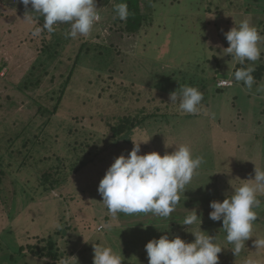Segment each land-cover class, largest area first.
<instances>
[{"label": "rangeland", "instance_id": "1", "mask_svg": "<svg viewBox=\"0 0 264 264\" xmlns=\"http://www.w3.org/2000/svg\"><path fill=\"white\" fill-rule=\"evenodd\" d=\"M211 1L158 3L155 7L157 16L152 18L155 22L153 30L140 42L131 41L126 35L116 36L117 28L113 25L116 14L112 3L105 7L100 2L96 6L100 18L88 35L66 38L65 33L70 30L68 24L56 25L53 33L45 30L38 37L32 36L34 28L42 26L44 21L34 18L30 13L31 6L25 8L19 0L0 1V67L4 66L0 71V264H40L43 259H35L20 248L35 245L36 237L48 239L57 225L66 233L72 216L81 222L72 223L67 232L76 233L72 236L71 245L55 239L53 252L56 258L47 255L44 264H58L66 254L76 256L78 264H93V242L103 243L121 254L124 257L122 264H148L145 245L150 240L165 234L170 239L174 238L181 226L185 231V226L173 215L183 219V214L189 215L195 208L198 215L209 219L211 201L222 202L235 188L247 182L245 180L254 178L255 166L264 170V91H257V88H264V80L254 84L251 90L242 82L218 86L217 80L219 75L228 76L229 71L239 65L231 56L222 55L223 49L229 46L224 33L246 17L264 36V0H223L226 13L219 16L215 15L219 11L215 6L219 2L214 1L211 11L214 14L213 31L205 35L203 26L199 32L195 31L198 26L193 24V17L199 16L195 15L197 8H208ZM249 7L255 11L246 12ZM26 13L33 17L31 22L24 20ZM260 47L259 60H263L264 41ZM78 52L81 54L80 63L57 114L43 117L37 113V101L39 105L46 104L49 110L53 109L58 93L53 95L51 92H59ZM123 53L124 59L133 57L137 60L133 62V73L129 67L123 68ZM206 58L209 63L205 62ZM258 61L259 65H254L256 68L264 63ZM31 72L39 73L31 76ZM86 75L95 77L97 83H88ZM172 77L173 85L184 80L188 86L198 90L202 89L206 79L212 81H206L210 105L202 109L197 118L172 117L174 122L171 121L169 126L150 123L147 132L138 131L131 140L150 138L141 144L139 154L156 151L164 155L165 152H173L176 145L187 144L193 156H202L204 162L185 193L180 194V202L169 218L149 213L127 215L125 219L122 213L123 219L114 217L110 221V227L118 228L119 235L110 241L112 231L107 223L105 225L102 214L107 209L101 203L102 197L97 189L115 158L121 154L127 156L133 146L109 147L107 130L124 116L153 115L157 108H162L160 101L168 98L158 96V92H154L156 89L152 90L153 94H147L143 92L145 87L139 84L135 86L143 89L130 94L127 99L117 93L123 83L128 84L131 80L144 83L149 88L155 83L160 90L169 92ZM38 78L41 79L39 86L32 88L26 84L27 80L32 79L35 83ZM177 86L174 87L179 88ZM213 87L224 89L215 93ZM111 95L113 99L110 100L117 105L113 107L106 103L107 107L104 106L98 114L97 107L103 106L100 101H108ZM25 125L28 127L24 132ZM35 142H41V146L30 154ZM25 155L30 162L26 166L27 171L23 169L20 172L18 165ZM56 157L66 163L67 171L63 176L67 178V186H48L42 179L44 172L60 166ZM8 163H11L9 167ZM220 190L226 193L222 194ZM222 195V200L216 198ZM258 198L262 208L257 211L254 237L245 242V248L238 256L228 249L232 245L226 241L222 221L209 219L208 225L202 221L201 230L216 237V242L225 248L219 254V264H246L250 259L255 264H264V249L257 250L253 245L255 237L264 238V194H258ZM91 215L99 218L93 220ZM126 222L141 224L139 227L124 226L128 225ZM177 227L178 232L174 231ZM153 228H156L155 232H152ZM158 229H161L159 236ZM189 230L197 231L199 225H193ZM185 235L187 240L184 233L181 238L186 242L194 241L190 232L185 231Z\"/></svg>", "mask_w": 264, "mask_h": 264}, {"label": "clouds", "instance_id": "2", "mask_svg": "<svg viewBox=\"0 0 264 264\" xmlns=\"http://www.w3.org/2000/svg\"><path fill=\"white\" fill-rule=\"evenodd\" d=\"M25 8L31 6L30 13L37 19L43 18V25L35 27L32 36L38 37L43 31L53 33L56 25L68 24L70 30L66 38H76L78 35H88L99 20L96 0H19ZM115 17L125 21L129 16L128 5L125 2L114 6ZM25 15V21L31 22L33 17ZM229 46L223 49L222 55L242 65L234 72L228 73V78H217L218 86H231L234 82L241 83L251 90L255 78V62L261 57L260 43L264 36L260 31L244 19L235 23L224 33ZM179 90L169 93L171 105L181 114L198 115L202 111L204 94L193 86H179ZM264 91V88H257ZM207 114V113H205ZM149 139L131 140L133 148L127 156L121 154L106 170L98 185V193L102 204L108 213L115 217L118 213L125 215L152 214L160 218H169L180 202V194L185 193L198 170L204 162L202 156H193L192 149L187 144L176 145L173 152L161 155L153 151L147 154L141 152V144ZM175 145V144H174ZM171 146V145H170ZM167 147V146H166ZM254 178L247 179L235 188L231 195L220 202H210L209 219L222 221V229L226 232V241L238 256L245 248V242L253 236L254 222L258 219L256 209L262 207L258 194H264V170L254 168ZM185 231L194 236L193 242H186L180 236L169 238L167 234L158 239L153 238L145 245L148 264H219V254L225 248L216 242V237L201 230L202 218L196 209L186 215ZM199 225V230L190 231L193 225ZM57 227H61L57 225ZM207 233V234H205ZM87 242V241H85ZM253 245L257 250L264 249V238L255 237ZM93 264H122L124 257L103 243L93 242ZM47 257L41 260L44 264ZM58 264H78L76 256L67 254ZM246 264H255L248 260Z\"/></svg>", "mask_w": 264, "mask_h": 264}, {"label": "trees", "instance_id": "3", "mask_svg": "<svg viewBox=\"0 0 264 264\" xmlns=\"http://www.w3.org/2000/svg\"><path fill=\"white\" fill-rule=\"evenodd\" d=\"M0 1H4V0H0ZM178 1L179 0H96V2H98V3H96V6L100 2L105 7L109 6L112 3L113 4L112 5L113 6V11H114V6L116 4L121 3V2L127 3L128 10H129V16L127 17V19L125 21H121L118 18H114L113 25L116 26V28H117L116 36L117 35H120V36L126 35L127 37H129V39H131V41L140 42L143 39V37H145L148 34L149 31L153 30V25H154L155 22H154V20H152V18L157 16V14H155L156 5L158 3L172 4V3L178 2ZM214 1H216V0H212L208 4L209 5L208 8H205L203 10H200V9L197 8L198 11H197V13H195V15H199V16L202 15L203 17H199V16L193 17V24L198 26V27H196L197 28L195 30L196 32H199L200 26H203L205 35H206V33L208 34V32H211V34H212V31H213L212 30V19H213V15L214 14H212L211 11H212V6L215 5ZM218 2H219V5L217 4L215 7L219 11H217V13L215 15L219 16L220 13H221V15H223V13H226V9H224V7H223V5H226V4H223V0H218ZM250 4L251 3H249V6H250ZM249 10L255 11L254 9H250V7H249V9H247L246 12L249 11ZM200 12H202V13H200ZM100 13L102 14L103 12L101 11ZM114 13H115V11H114ZM32 14H33L34 18H37L36 14H34V13H32ZM191 14L193 16V13H191ZM164 17H166V16H164ZM39 19H41V21H43L42 17H39ZM244 19H246V17ZM192 29H194V28H192ZM215 37H216V42H218L217 36H215ZM118 43L119 42H116L115 44L118 45ZM81 49L82 48H80V52L82 51ZM115 49L119 52V50L117 48H115ZM212 49H213V47H212ZM80 52H78V54H76V59H75V63L73 64V68L69 71V73L66 76V78L64 79V81L63 82L61 81L62 83L60 82L61 85H60L59 92H56L55 90H52V92H51V94H53V95L58 93V96L55 99L56 102H55V106L53 107V109L49 110L46 107V104L45 105H39V101H37V104L39 106V108L37 110L38 114L42 115L43 117H48V118L52 117L55 114H57V112L59 110L58 106L61 105V103H62L61 102L62 97L65 95L66 90L71 85L72 76L75 73V70H76L77 66L79 65V63H80L79 62L80 61V57H81ZM216 53H218V52H216ZM101 56H103V53L101 54ZM135 60L136 59L133 58V57L131 59H129V60L124 59V53H123V68H126V66H127V68L129 67L128 70L133 73V62ZM126 61L128 63H126ZM263 61H264V59L263 60H259L258 62L259 63L260 62L263 63ZM205 62L209 63L207 58L205 59ZM93 63H95V61ZM91 64H90V66L93 65V64L92 65ZM255 65L257 66L259 64H257V62H255ZM256 66H255V71L252 73V75L255 78V83L254 84L259 83V82L264 80V63L262 65V67H257L256 68ZM42 67H44V66H42ZM42 67H39V69L40 70L44 69ZM240 67H242V66L238 65V66L234 67L232 69L233 70L232 72H234L237 68H240ZM3 68H4V66L0 67V71ZM38 73L39 72H31V74H29V75L35 76ZM216 73H218V71ZM45 74L46 73L44 72V75ZM26 77H27V75L25 76V78ZM173 77L171 78L172 80L170 79L171 81L169 80L170 81V83H169V86H170L169 87V89H170L169 92L160 90V86L158 87V85L155 84V83H154L153 86H150L151 88H149L144 83L142 85L141 83L135 82L134 80H131V79H130L131 80L130 83H128V84H124L123 83V86H120V87H122V89L118 91L117 95H121V96L123 95V99H127V97L130 94H133L135 92L141 91L143 89V88L135 86V84H139V85L145 87L143 92H146L147 94H153L152 90L156 89L154 92H158V96H161V98H163V99H164L165 96H167L168 98L166 100L164 99V100L160 101L162 103L161 104L162 108H157L156 109V113H154L153 115H147L146 113H143L141 116H136V117L124 116L123 118L117 119L118 122H116L114 124H111L110 125L111 129L107 130V132L110 134L109 139L107 140L109 142V144H108L109 147H111V148L112 147H117V146L119 147L122 144H124V145L128 144L130 146H133V143L131 142L133 134L138 132V131L142 132L144 134L145 132H147V129H148L147 127L150 125V123L151 124L152 123H156V124L161 123L162 125L166 124L165 126H169V123L174 120L172 117H174V118H181V117H183V118H197L198 116H200V114H198V115L181 114L180 112H178L176 110V106H173V105L169 104L170 103V101H169V93L172 92V91L179 90L178 88H176L174 86L178 85L177 87H179V86L187 85V82L184 81V80H181L179 83L173 85L172 84L173 83ZM59 78H61V76H59ZM206 78H208V77H206ZM51 80H54V78H52ZM85 80H87L88 83H90V84L97 83L95 77L89 78L86 75L85 76ZM148 80H149V77L146 78V81H148ZM36 81L37 82L33 83L32 79L31 80H27L26 84L28 83V85L32 86V88L33 87H37V86H39V83H40L41 79L38 78ZM165 81H167V80H165ZM206 81H207V79H206ZM206 81L204 83H202L204 85H203L202 89L199 90V91H201L204 94V99L206 100V101H204V99H203V101H202L204 103V107H203V104H202V109H204V108H206L207 106L210 105L209 104V100H208V98L210 96V92L208 91L207 82H211L212 83V81H209V80L207 82ZM213 83H214V86H215V82H213ZM191 85H193V83ZM22 87H23V85H22ZM136 87H137V89H135ZM25 88H28V86L26 85ZM222 89H224V88L220 89V88H217V87H213V90L215 91V93H219L220 90H222ZM107 93L109 94L110 91H108ZM152 97H153V95H152ZM111 98L113 99V95H111L110 98H108V101L106 99H104V101H100L99 100V96L97 97V99L103 105V106L97 107V110H99L98 114L104 109V106H106L105 105L106 103L110 104V106H113V107H115L117 105V103L115 101L112 102L110 100ZM153 98L155 99V97H153ZM143 111L144 110H142L141 112H143ZM27 127L28 126L25 125L22 130L25 132L27 130ZM149 129H150V127H149ZM167 129H170V127H168ZM100 131L101 132L103 131V129L101 127H100ZM169 134H170V132H169ZM155 135H157V134H155ZM157 140L159 141L158 137H157ZM130 143H132V145ZM39 146H41V142L33 143L32 148L30 149L29 153L31 154V153L36 152V150L39 148ZM26 155L24 156L25 159L22 162H20L19 165H18V167H20V169H21L20 172H22L23 169H24V172L27 171V167L26 166L28 165V161L30 162V160L26 159L27 158ZM11 156L12 155H10L9 157L11 158ZM45 159L47 160L48 158H45ZM56 159H58V162H59L58 164L60 166H53L51 168V171L44 172L42 174V179H43V181L45 183L48 184V186H60V187L67 186V184H68L67 178L65 176H63L64 172L67 171L66 163L64 161H62L61 158L56 157ZM48 160H50V159H48ZM0 162H1V158H0ZM10 165H11V163H8V167ZM84 166L85 165H83V167ZM71 170H70V172H71ZM220 187H221V189L224 188V186H220ZM220 192L222 194L226 193L225 190H220ZM216 198H219L218 200H222L223 199V195L222 196H218ZM261 208H259V209H261ZM259 209H256V211H259ZM93 211H95V210H93ZM102 214H104L105 225L107 223V226L110 227V225H111L110 223H112L110 221L114 217L108 213V210L103 211ZM262 214L264 215V209H262ZM91 216H92L93 220H96V219L99 218V217H96V216H93V215H91ZM173 216H174L175 219L176 218L178 219L177 221L182 223L183 219H184V217L186 215H184V214L182 215L183 219L180 218L177 215H173ZM199 216H201L202 221H204L208 225L209 219L206 218L205 215H200L199 214ZM115 217L116 218H122V213H120V216L116 215ZM123 217L125 219L128 218L127 215L125 216V214H123ZM72 218L73 219L71 220L72 221L71 224L66 226L67 228L65 230L67 232L71 229L72 223L73 224H75V223L80 224L79 222H81V221H79L77 219L78 217L72 216ZM76 219H77V221H76ZM80 219H84V218L80 217ZM131 220H129V222ZM89 221H91V218L89 219ZM100 221H101V223H103V220H100ZM129 222L128 223L126 222L128 225H124V226H130V227H136L137 226V227H139V225L141 224L140 223V224L132 225V223H129ZM147 223L150 224V225L152 224V222L150 220H148ZM172 225H174V223H172ZM117 227H121V225L117 226ZM110 228H111V231H112V233H110L111 234L110 241H111V239L116 240V237L119 236L118 232H117L118 228L112 227V226ZM178 228L179 227L175 228L176 230L174 229V231H177ZM183 228L184 227L181 226L180 230L178 229L179 232L178 231L177 232H178V235L180 237H183V233H184V238L187 240L188 236L185 235V231H183ZM185 229H186V226H185ZM160 230L161 229H158L157 236H159V231ZM80 231H81V228L79 227V232ZM155 231H156V228H153L152 232H155ZM52 232H53L52 236H49L48 239H45V237H41V236L40 237H36L37 241H36L35 245L28 246L27 248L26 247L25 248H20L21 251L28 252L35 259H43L47 255H48L49 258H54L55 259L56 258V254H54V252H53V248L56 246L55 239L58 240V242H59V240H61L63 243L71 245L72 236L74 234H76V233L75 232H71L70 234H67V232L66 233L64 232V229H62V228L58 229V227H57V229L52 230ZM37 238H39V239H37ZM10 258H13V257L10 256Z\"/></svg>", "mask_w": 264, "mask_h": 264}, {"label": "water", "instance_id": "4", "mask_svg": "<svg viewBox=\"0 0 264 264\" xmlns=\"http://www.w3.org/2000/svg\"><path fill=\"white\" fill-rule=\"evenodd\" d=\"M219 78H228V76H224V75H219Z\"/></svg>", "mask_w": 264, "mask_h": 264}]
</instances>
